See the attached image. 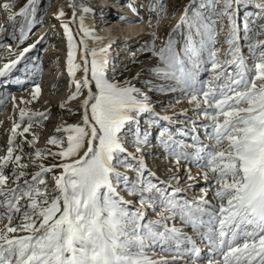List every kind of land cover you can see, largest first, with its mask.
<instances>
[{
    "label": "snow or ice",
    "instance_id": "1",
    "mask_svg": "<svg viewBox=\"0 0 264 264\" xmlns=\"http://www.w3.org/2000/svg\"><path fill=\"white\" fill-rule=\"evenodd\" d=\"M127 7L137 21L119 19L149 32L119 72L111 43L87 42L100 43L84 21L102 9L68 0L54 13L68 77L58 109L75 119L38 147L51 109L29 105L42 94L47 34L31 37L47 5L0 0V111L12 105L0 144V264H264V0ZM181 103L190 108L162 114ZM156 148L165 178L149 163Z\"/></svg>",
    "mask_w": 264,
    "mask_h": 264
},
{
    "label": "rangeland",
    "instance_id": "2",
    "mask_svg": "<svg viewBox=\"0 0 264 264\" xmlns=\"http://www.w3.org/2000/svg\"><path fill=\"white\" fill-rule=\"evenodd\" d=\"M66 0H41L42 5H47V11L46 14L43 17L44 26L43 27H37L34 30V34L32 35V40H35L38 36L47 34V39L44 41L43 45H40L39 47H44L45 50L43 52L38 53L42 58V65H43V71L41 75L39 76V83L46 89H51L52 94H48L45 91L42 93V98L51 99L52 102L45 103L44 100L39 104V102H35L34 104L29 105V107L33 109L38 110H45V109H51L52 106L55 108H52L51 115L49 117V120L46 122L47 127L43 129L42 135L40 137V142L38 143V147L44 146V139L47 137L50 133L54 130V125L62 122V121H69L75 119V117H69L67 114H61L60 110H56L58 105L63 102L66 99L67 96V81L68 77L66 74V41L63 38L62 35V29L59 27V22L53 19L54 13L62 6V4ZM86 4L89 3V5H92L94 7H99L103 12V16L112 15L114 18H119L121 15L124 17H127L131 15V11L128 9L127 4L131 2H139V0H83ZM187 0H167V3L169 4V13H171V6L177 5L179 6L182 3H186ZM91 3V4H90ZM104 3H107L109 6L108 9L103 5ZM120 3L122 5H125L124 9H122V5L120 6ZM125 3V4H124ZM97 5V6H96ZM105 7V9H104ZM141 11H146L145 9H142ZM99 13V11L97 12ZM105 14V15H104ZM97 15V14H96ZM179 13H177L178 17ZM109 17V16H107ZM155 17L153 16L152 23L154 24ZM169 22L168 18H165V20L162 22L161 27L163 28L165 25H167ZM94 26L96 25V29L100 30L103 23H100V19H96L94 21ZM100 24V25H99ZM52 25H56L54 32L50 29L52 28ZM147 28V29H146ZM113 29V28H112ZM145 33L144 36H140V33H133V32H127L129 36H121L123 38H120L118 34L114 35V42L115 44L111 47V51L114 49L116 53L114 55L109 54L110 59L117 65V71L119 72V69L123 67V65L126 63V61L129 59V57L126 56V53L130 49H135L140 45L141 41L148 39V25L147 22H145L144 26ZM223 37L220 36L218 39H222ZM116 40V41H115ZM113 42V43H114ZM223 52V49L221 50ZM37 54V53H34ZM119 57L118 59L115 58ZM143 60V57H141ZM148 63H151V61H146L143 64L140 65H129V68L132 70V72H135L140 67H146ZM123 75H129V72L123 73ZM118 78L122 79L123 76H119ZM139 86V85H138ZM13 94L16 95V98L21 97H27L29 95V92H22L18 90V86H11L9 89ZM54 90V91H53ZM30 91V89H29ZM62 95V96H60ZM54 96V97H53ZM158 99L167 102V97H158ZM11 102L8 103L7 107H5L2 111H0V123L2 121H5L8 123L9 117L11 116L10 110ZM190 106L187 103H181L178 105H175L173 109L170 111L163 112V115H169L174 116L180 112L181 109H189ZM54 109V110H53ZM189 115H191V112H189ZM163 123V122H162ZM180 121L177 120L176 126H179ZM153 131L155 132V128H153ZM198 131H200L198 129ZM201 140L203 141V136L201 135ZM155 142V141H154ZM207 143V141H204ZM157 155L149 160L150 166L152 169L156 172L157 176H160L161 178H165L168 175H171L172 173H168L166 171V168L169 165V162L165 159H163V153L158 149H152ZM183 162H181L180 172L178 173L182 178L184 176L183 171ZM191 167V166H190ZM200 169L197 167H191V172L194 176H196L199 173ZM173 173H175V166H173ZM204 182L197 179L196 186L199 187ZM183 186V184H182ZM188 195L190 197H199V192H189ZM178 227L180 225H177ZM189 234L191 232L189 231Z\"/></svg>",
    "mask_w": 264,
    "mask_h": 264
},
{
    "label": "bare ground",
    "instance_id": "3",
    "mask_svg": "<svg viewBox=\"0 0 264 264\" xmlns=\"http://www.w3.org/2000/svg\"><path fill=\"white\" fill-rule=\"evenodd\" d=\"M67 2H68V0H66L62 4V6L66 5ZM76 2L78 4L89 5V3L86 4L83 0H76ZM103 5L106 7V9H108L107 6H109V5L107 3H104ZM121 5L122 4L120 3V6ZM99 7H94V8L99 9ZM105 7H104V9H105ZM124 7H125V5H122L121 8L124 9ZM65 11H68V9L65 8ZM102 12H104V10ZM107 16H109V17H107ZM126 18H127L128 21H137V19H138L133 14L127 16ZM94 21H95L94 18H93V21H92L91 17H86L85 21H84L85 25L87 27L91 28V29H94L95 35L100 37V43H97L96 45H93L91 40L87 41L90 46L100 47V46H103V44L111 43V47H112L115 44V42H114V35L115 34H118V36L120 38H123L125 36H129V34H127V32H130V31L133 32V33H140L141 37L144 36L145 33H147V32L144 31L145 22L126 23L125 21H122L119 18H114L112 15L106 14V16H102V21H100V23H103V25L101 26V29L98 30V29H96V25L94 26V24H93ZM121 36H123V37H121ZM113 55H114V53H113ZM115 58L118 59L119 57L115 56ZM113 61H114V58H113ZM41 87H42V93L45 91L48 94H52L51 89L46 90L42 85H41ZM45 92H44V94H45ZM60 96H62V95H60ZM20 98H21V96H19V98H17V100H19ZM23 98L27 99L28 96L27 97H23ZM44 100L46 101L45 103H48L50 101L52 102L51 99L49 100V99L44 98V97L42 98V94L39 97L37 102H39V104H40ZM52 108H55V107L52 106ZM52 108H51V111H52ZM56 110H58V107L56 108ZM9 111L12 113V105L10 106V110ZM9 126H10V121L8 123H6L5 121H2L0 123V144H3L4 141H5V139H6V135H5L6 129ZM0 227H3V225L0 224Z\"/></svg>",
    "mask_w": 264,
    "mask_h": 264
}]
</instances>
